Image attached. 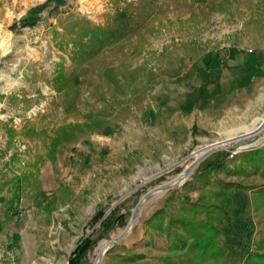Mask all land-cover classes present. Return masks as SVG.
<instances>
[{
  "label": "rangeland",
  "instance_id": "obj_1",
  "mask_svg": "<svg viewBox=\"0 0 264 264\" xmlns=\"http://www.w3.org/2000/svg\"><path fill=\"white\" fill-rule=\"evenodd\" d=\"M194 1L161 0L163 15L85 64L77 87L59 94L55 71L62 62L66 70L75 67L70 56L80 23L125 18L126 5L137 0H65L62 7L53 0H0V264H69L89 237L94 246L84 264H164L165 236L149 230V221L174 193L196 202L204 184L185 186L223 152L230 153L232 172L217 177L240 183L247 190L239 192L249 196L239 216L233 204L231 222L220 227L227 264H245L258 252L264 208L253 195L264 191V165L236 171L244 155L264 150L256 144L264 132L201 159L195 155L229 142V133L194 139L187 148L172 145L168 132L140 148L125 140L141 113L155 119L151 101L161 84L195 75L230 47L264 50V0ZM113 211L123 219L103 227Z\"/></svg>",
  "mask_w": 264,
  "mask_h": 264
},
{
  "label": "trees",
  "instance_id": "obj_2",
  "mask_svg": "<svg viewBox=\"0 0 264 264\" xmlns=\"http://www.w3.org/2000/svg\"><path fill=\"white\" fill-rule=\"evenodd\" d=\"M65 0H53L57 6H64ZM214 0H195L199 5ZM234 3L239 0H225ZM165 13L161 0H137L126 5L125 18L108 19L104 24H93L83 20L80 23L79 33L73 40L71 60L74 68L65 69L63 62L56 68L54 86L60 94L67 89L76 88L77 71L85 64L94 60L104 51L112 48L127 38L136 35L147 28L156 18ZM37 21L33 24L35 25ZM33 25L26 24L28 27ZM212 61L207 65L210 66ZM26 125L23 132L29 130ZM73 127V126H71ZM60 137L53 139V145L60 143ZM71 139H67V142ZM229 152H223L214 161H207L203 172L198 173L194 183L187 184L186 189L204 184L198 189L200 196L193 202L188 195L174 193L167 200V205L158 210L149 221V230L164 235L169 245L167 254L162 258L164 264H227L229 255L221 246V229L224 223L231 222L229 210L234 204L233 196L246 187L237 182H229L217 177L220 171L231 173L226 167ZM245 163L240 166L237 174H246L248 169L264 165V150L255 151L243 156ZM246 164L247 167H244ZM215 176V178H213ZM261 198L258 207L264 208V191L253 195ZM104 217L98 216V221ZM123 219L117 217L113 211L103 222L102 226L111 228L116 222ZM19 237L15 236L18 241ZM94 246L92 237L87 238L73 252L69 264H84L87 253ZM258 252L249 254L245 264H264V237L257 243Z\"/></svg>",
  "mask_w": 264,
  "mask_h": 264
},
{
  "label": "crops",
  "instance_id": "obj_3",
  "mask_svg": "<svg viewBox=\"0 0 264 264\" xmlns=\"http://www.w3.org/2000/svg\"><path fill=\"white\" fill-rule=\"evenodd\" d=\"M248 50L224 49L210 59V66L195 75L186 74L185 80L174 84H161L151 101L155 119L149 112L141 113L139 127H129L125 140H136L135 146L140 148L146 141L165 139L168 132L172 145L187 148L194 139L229 133V140L231 132L250 127L264 115V50ZM183 131L187 133L185 140ZM248 198L243 192L235 195L234 216L243 211ZM163 240V250H167V239Z\"/></svg>",
  "mask_w": 264,
  "mask_h": 264
},
{
  "label": "bare ground",
  "instance_id": "obj_4",
  "mask_svg": "<svg viewBox=\"0 0 264 264\" xmlns=\"http://www.w3.org/2000/svg\"><path fill=\"white\" fill-rule=\"evenodd\" d=\"M242 132H244V133H242ZM262 132H264V117L256 119L250 127L248 126V127H245L241 130L231 132L229 135L230 136L229 142L218 143L216 146L210 147V148L196 154L195 157L197 159H201L202 157L208 155L210 153V151L212 149L216 148L217 146L223 147V146L227 145L229 147L232 143H242L243 141L251 140L252 138L257 137ZM258 142L256 144H258ZM185 177H187L186 173H184L180 179H184ZM141 205H142V203H141ZM139 208L137 209V211L139 210ZM130 229H131V226H130ZM130 229L128 231V234L130 232Z\"/></svg>",
  "mask_w": 264,
  "mask_h": 264
},
{
  "label": "water",
  "instance_id": "obj_5",
  "mask_svg": "<svg viewBox=\"0 0 264 264\" xmlns=\"http://www.w3.org/2000/svg\"><path fill=\"white\" fill-rule=\"evenodd\" d=\"M230 148H234V146H233V147H230ZM223 149H225V148H222V147L217 146L216 148L212 149V150L210 151V153H214V152H216V151H220V150H223ZM186 174H187V176L190 175L189 172H187ZM178 182H179V179L174 180V181L171 182L169 185H166L165 188L173 187V186H175ZM141 203H142V202H141ZM141 203L139 204V207L141 206ZM134 216H135V215H134ZM132 220H133V218H132ZM132 220H131V221H132ZM130 225H131V222H130V224L128 225L127 230H126L125 234L123 235V237H125V236L128 234V231H129V229H130ZM123 237H122L120 240H118V241H113V242H112V245L114 246V245H116L117 243H119V241H121V240L123 239Z\"/></svg>",
  "mask_w": 264,
  "mask_h": 264
},
{
  "label": "built area",
  "instance_id": "obj_6",
  "mask_svg": "<svg viewBox=\"0 0 264 264\" xmlns=\"http://www.w3.org/2000/svg\"><path fill=\"white\" fill-rule=\"evenodd\" d=\"M248 52L249 53H252L253 52V50L252 49H249L248 50ZM247 143V142H246ZM257 145H259V146H264V138H262L259 142H258V144ZM251 146H247L246 148L245 147H241L239 150H242L243 148L244 149H248V148H250ZM239 152H242V151H239ZM238 153V152H237ZM237 153H235V155H237Z\"/></svg>",
  "mask_w": 264,
  "mask_h": 264
}]
</instances>
